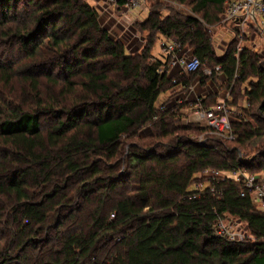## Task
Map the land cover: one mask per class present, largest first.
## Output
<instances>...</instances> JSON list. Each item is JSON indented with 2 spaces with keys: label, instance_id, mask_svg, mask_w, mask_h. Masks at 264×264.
<instances>
[{
  "label": "trees",
  "instance_id": "obj_1",
  "mask_svg": "<svg viewBox=\"0 0 264 264\" xmlns=\"http://www.w3.org/2000/svg\"><path fill=\"white\" fill-rule=\"evenodd\" d=\"M167 1L191 15L162 16L164 0L152 2L137 25L144 46L128 54L83 0H0V45L22 59L0 64V264H264V213L228 175L264 181V58L235 39L215 55L205 26L230 0ZM157 37L190 50L199 70L169 77V59L150 54ZM217 80L230 106L243 100L231 141L183 125L180 95L156 106ZM200 180L202 192L188 190ZM226 217L243 241L216 236Z\"/></svg>",
  "mask_w": 264,
  "mask_h": 264
},
{
  "label": "built area",
  "instance_id": "obj_2",
  "mask_svg": "<svg viewBox=\"0 0 264 264\" xmlns=\"http://www.w3.org/2000/svg\"><path fill=\"white\" fill-rule=\"evenodd\" d=\"M159 1L160 0H104L103 4L105 5L101 8L104 10L109 8L110 10L112 8H122L129 12L135 8H146L148 10V6H150L152 2ZM221 22L228 27V33L230 36H232V39L238 40L237 43H246L244 45H237V52L242 51L243 46L245 45L253 47V40L256 38V35L260 37L261 42L264 39V0L228 1L226 3L224 17ZM167 41L168 42H162L160 48L161 54L165 56V59H169V70H167V75L169 77H172V70L174 69H179L178 71L181 74H191L199 70L201 64L198 59L191 55L190 50L181 47L175 41ZM203 74L210 76L212 71L205 68L203 69ZM216 74V77L221 75L219 73ZM213 87V91L219 92L218 88L215 86ZM230 91L231 87H229L227 90H224L223 93L227 99L221 100L211 107L203 106L202 98L195 100L192 114L189 117L188 122L192 124H199L200 126L207 128L211 134L231 141L233 136L230 130V118L234 111L228 104V100L230 99ZM199 140H201V137ZM214 174L218 175L216 172ZM230 174L235 176L234 180L236 182H241L243 184L245 190L248 191L256 209L264 213V181L259 180L253 175H247L239 171H233L230 172ZM194 192H197V190H194ZM230 219H227L226 217L224 219H220L217 222L215 228L216 236L229 241H243L246 238L245 229L240 222L237 220L234 222L229 221ZM225 221L233 223L230 225L228 223L226 225Z\"/></svg>",
  "mask_w": 264,
  "mask_h": 264
},
{
  "label": "rangeland",
  "instance_id": "obj_3",
  "mask_svg": "<svg viewBox=\"0 0 264 264\" xmlns=\"http://www.w3.org/2000/svg\"><path fill=\"white\" fill-rule=\"evenodd\" d=\"M90 8H94L98 14V21L99 24L101 25V27H108L106 28L107 33H109L110 35H112L116 40H119L121 42V44L124 47V50L126 49L128 52V54H136V53H140L142 47L144 46V42H145V37H146V33L142 32L139 30V27L137 26L138 24H140L143 20H145V18L148 15V11L146 8H135L133 9L131 12L126 11L125 9L122 8H112L110 10H104L101 7L104 6L105 4H103L104 0H83ZM161 1V0H160ZM162 3V7L160 9L161 15L165 16L168 11L169 12H179L181 14H186V15H191L189 13V9H187L185 6H180L172 1H167L164 0V2ZM151 5V4H150ZM131 9V8H130ZM124 10V11H123ZM168 10V11H167ZM209 38L211 40V44L213 47V50L215 52V55L217 57L222 56L226 50L229 48V43L232 40V36H230V34L228 33V27L223 24L222 22H220L219 24H215L212 26H205ZM105 29V28H104ZM252 34V33H251ZM230 36V38H229ZM161 39L159 37L156 38L155 43L151 49V56L161 62L164 63L165 62V56L161 54L160 50V43H161ZM254 46L253 49L255 52L258 53V55L262 58H264V39L260 40V37L258 35H256V38H254L253 40ZM244 45L246 44L245 42H238L236 45ZM10 49H5L4 47L0 45V52L2 51V59H0V64L1 65H7V62H14V61H18V60H22L21 59V53L18 49H12V51H9ZM9 51V52H8ZM5 60V61H4ZM19 64V63H18ZM23 65H21L20 67H22ZM18 65L15 67L17 70ZM204 69V68H203ZM213 69H216L215 67ZM212 69V70H213ZM169 70V69H168ZM179 69H174L172 70V77L175 78L176 76L178 77H182L183 74L179 73L178 71ZM202 70V69H201ZM211 70V71H212ZM216 72V71H215ZM39 72L35 73V75H37ZM171 77V78H172ZM172 78V79H173ZM197 82V81H195ZM197 83H195L194 85H196ZM213 86H215L216 88L219 89V95L218 97H216L217 95H215V93H211V90L214 88ZM220 86H222V82H220L219 80H217L214 84H212L211 82H206V84L203 86L205 88H207V92L204 93V88L196 85V88H191V86L183 91L184 93L186 92V96L185 98L182 96L184 93H182L180 91V87L176 89H174L173 91L170 92H166L162 95H160L156 101V106H160L162 104H164L167 100L172 101L174 100V97L176 95H180V101H177L178 105L179 104H187L188 106L185 109V116L186 118L182 121V124H186L185 122L189 121V117L192 114V110H193V104L195 101H189L191 100L194 96H198L197 98H195L196 100L199 99V96H202L203 98H205L206 102H212L214 104L220 102L221 100H226V96L223 95L222 93L224 92V89L220 88ZM223 87V86H222ZM179 92L175 95L174 92ZM2 93H5L4 90H0ZM185 102V103H184ZM192 105H191V103ZM228 102H231V98L228 100ZM213 104V105H214ZM237 105L236 106H243V100L238 99L237 100ZM211 105V104H209ZM236 106H232V110L235 111L236 110ZM238 112V111H237ZM151 131H149V133H146L144 136L146 135H150ZM199 140V139H198ZM200 141V140H199ZM264 172V170H263ZM221 174V173H220ZM215 176V174L212 171L209 170H205L202 173V178L203 177H211ZM230 178L235 179V176L228 174ZM219 176V174H218ZM220 176H223L220 175ZM196 180H199L201 177L200 175L196 176ZM207 187V184L205 183L204 180H200L199 182L194 183L193 185H191L189 187L188 190H192L194 192V190H197L199 192H202L205 188ZM230 219V218H227ZM229 221H235L234 219H230ZM233 222H226V225L229 223V225ZM7 233L3 230L0 231V241H5L7 239Z\"/></svg>",
  "mask_w": 264,
  "mask_h": 264
},
{
  "label": "crops",
  "instance_id": "obj_4",
  "mask_svg": "<svg viewBox=\"0 0 264 264\" xmlns=\"http://www.w3.org/2000/svg\"><path fill=\"white\" fill-rule=\"evenodd\" d=\"M229 38H230V36H229ZM160 39H161L162 42H168L167 40H170V39H164V38H162V37H160ZM162 42H161V43H162ZM161 43H160V46H161ZM159 51L161 52V48H160ZM221 81H222V79H221ZM196 85H198V84H196ZM196 85L192 84V85H191V88H193V89L196 88ZM203 88H204V93L207 92V90H206L207 88H205V87H203ZM212 91H213V90H212ZM212 91H211V93H212ZM213 93H215V95H217L216 97H218V95L220 94L218 91H213ZM222 94L224 95V93H222ZM182 96L185 98V96H186V92H185ZM197 97H198V96H196V97L194 96V97H193L191 100H189V101H191V102H192V101H195V100H196L195 98H197ZM199 98H203V97H202V96H199ZM170 104H171V103H168L167 106H169Z\"/></svg>",
  "mask_w": 264,
  "mask_h": 264
},
{
  "label": "bare ground",
  "instance_id": "obj_5",
  "mask_svg": "<svg viewBox=\"0 0 264 264\" xmlns=\"http://www.w3.org/2000/svg\"><path fill=\"white\" fill-rule=\"evenodd\" d=\"M217 69H218V67H216L215 71H217ZM217 73H218V72H217ZM197 125H198V124H197ZM207 134H208V133H207ZM207 134H206V135H207ZM247 174H248V173H247ZM221 175H222V174H221ZM252 175H253V174H252ZM244 190H245V189H244ZM244 194H245V192H244ZM246 195H247V194H246Z\"/></svg>",
  "mask_w": 264,
  "mask_h": 264
}]
</instances>
